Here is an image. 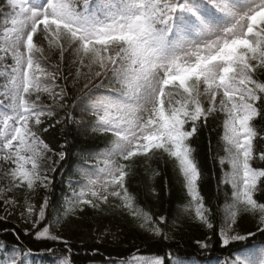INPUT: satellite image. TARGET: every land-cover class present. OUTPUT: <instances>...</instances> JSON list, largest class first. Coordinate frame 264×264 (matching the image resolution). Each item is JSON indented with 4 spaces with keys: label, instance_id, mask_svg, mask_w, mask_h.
<instances>
[{
    "label": "snow or ice",
    "instance_id": "snow-or-ice-1",
    "mask_svg": "<svg viewBox=\"0 0 264 264\" xmlns=\"http://www.w3.org/2000/svg\"><path fill=\"white\" fill-rule=\"evenodd\" d=\"M0 14L11 21V27L4 28L0 62L9 56L12 61L5 91L0 93V152L4 161L15 165L5 174L12 187L0 195L6 213L0 219L11 216L18 203L7 193L26 188V212L21 211L20 217L30 225L29 235L34 234L40 242H46L42 238L62 239L54 234L62 231L59 216L47 220V227L41 223L46 221V209L51 204L47 191L52 182L47 171L55 172L58 164L47 154L64 160L67 152L63 147L54 152L41 138L43 133L52 135L43 127L44 121L55 120L56 124L90 128L94 134H110L112 138L102 152L84 155L77 151L83 163H78L76 171L89 182L87 190L81 189L71 199L69 212H83L87 206L97 208L99 199L107 202V195L100 197L94 190L98 183L104 191L109 185L115 186L118 190L111 195L121 197L130 214L142 219L139 227L150 234L147 238L167 239L166 230L175 221L169 223V217H156L134 207L137 198L125 187L130 165L117 160L129 162L137 156L151 159L153 150H162L175 158L191 197L187 207L194 210V216L185 211V223L206 228L213 235L217 234L214 222L219 223L218 243L226 249L235 241L256 235L252 231L239 234V222L245 218L264 234V202H260L264 200V168L253 166L254 161L264 162V0H2ZM43 41L49 50H58L61 62L69 53L75 72L69 68L66 75L60 63L54 66L55 71L42 66L41 61L49 59L41 46ZM69 76L83 93L82 98L75 97L79 104L69 96ZM101 76L112 91L100 92L104 85L93 83ZM58 77L64 85L55 83ZM45 94L56 107L44 106L41 98ZM202 97L207 98L208 107ZM81 104L84 113L77 120L75 111ZM218 111L224 114L226 153L220 163L229 166L224 183L232 189L230 202L226 196L223 208L212 200L206 206L198 183L202 179L198 153L191 146L201 122L207 125L209 117L215 118ZM61 113L62 118L57 119ZM88 113L91 119L83 123ZM49 126L53 127L51 123ZM150 152L153 157H148ZM97 158L104 162L102 182L91 179L96 173L86 167L89 160ZM43 163L49 165L47 170L42 171ZM41 189L45 196L37 214L29 201ZM89 194L95 199L87 198ZM153 198L159 200V196ZM67 227L63 224V230ZM0 235L10 233L0 231ZM205 235L204 241L196 243L208 249L212 238ZM63 243L64 248L47 249L54 257L52 264H75L68 241ZM32 257L30 250L0 240V264H33ZM133 264L195 261L165 252L155 257H133ZM213 264H264V244L223 260L217 258Z\"/></svg>",
    "mask_w": 264,
    "mask_h": 264
},
{
    "label": "trees",
    "instance_id": "trees-1",
    "mask_svg": "<svg viewBox=\"0 0 264 264\" xmlns=\"http://www.w3.org/2000/svg\"><path fill=\"white\" fill-rule=\"evenodd\" d=\"M58 62L61 64V61ZM66 71L64 69L65 74ZM67 88L71 90L69 96L75 101V92ZM75 117L79 120L76 115ZM52 126L55 131L53 127H50L49 132L52 135L49 136L47 133L45 140L54 152H59L62 147L67 152L66 158L59 161L56 171L51 176L52 186L47 191L51 204L46 209V221L41 223L47 227V220L59 216L62 220V231L54 234L61 235L62 239L52 241L42 238L46 242H40L35 239L34 234L29 235L32 232L31 227L23 219L16 216L0 219V231L10 233V235H0V240L9 246L15 244L23 247L25 251L30 250L33 254V264H44V261L46 264H51L54 257L48 254L47 249L64 248L63 241L65 240L72 249L75 264H108L109 261L114 264H122L124 261L133 264V257H155L165 252H175L176 255L185 257L190 262L194 260L195 264H213L217 258L223 260L226 256L239 255L241 250H252L255 245L264 244V234L257 232L256 225L248 218L239 222L238 232L241 235H247L248 231H252L256 235L249 236L244 241H235L227 249L222 248L218 243L219 223L214 222V227L217 229L216 235L208 232L206 228L198 229L185 223V211L194 216V210L187 207L191 197L187 195L178 163L167 153L164 165L159 162L138 164L129 169V176L125 178V187L129 188V192L136 196L138 201L134 207H139L149 214L154 213L156 217L160 215L169 217V223L175 221L174 226L166 230L167 239H148L150 234L139 227L143 222L142 219L128 215L122 210L123 207L113 205L108 200L107 202L102 199L96 200L99 204L97 208L87 206L83 212L79 209L69 212V202L78 194L66 201L65 198L70 196L67 195L70 191L67 187L72 185L74 190H71L75 191V185L72 183L78 184L84 180L83 176L76 171L78 163H83L76 153L80 151L87 155L89 152L96 153L103 150L106 137L102 133H92L90 128L78 129L70 123ZM186 127L190 128V125ZM257 127L259 129L260 125L257 124ZM223 136V119L216 116L215 118L209 117L207 125L201 122L200 131L196 137H193L194 142L191 144L198 153L197 162L202 171V179L198 183L206 206L207 201L212 200L214 205L223 208L225 197L228 195L227 184L224 183L225 168H223L224 164L220 163L223 156V145H221L224 142ZM97 161L98 158L89 160L86 167L95 166L99 163ZM253 165L264 168V162L261 161H254ZM27 192L26 188H14V196L25 210ZM256 195L258 196L259 193ZM44 196L45 191L41 189L39 195L33 196L29 201L35 206L37 214ZM154 196H159V200H155ZM2 217L0 214V218ZM191 223L198 222L192 221ZM63 224L68 225L66 230H63ZM105 230H110L116 236L112 240L107 237L99 238L97 233ZM205 233L212 238L208 249L200 248L196 243L197 240L206 239Z\"/></svg>",
    "mask_w": 264,
    "mask_h": 264
},
{
    "label": "rangeland",
    "instance_id": "rangeland-1",
    "mask_svg": "<svg viewBox=\"0 0 264 264\" xmlns=\"http://www.w3.org/2000/svg\"><path fill=\"white\" fill-rule=\"evenodd\" d=\"M5 27H11V21L10 19L9 20H5L4 17H3V14H0V47H3L5 46V41H4V28ZM39 43V42H38ZM42 47H44L45 49V52L46 54L48 55L49 59L48 60H42L41 63H42V66L46 67L49 71H55V65L57 63H59L58 61H60V58H59V53H58V50H49L48 49V45H47V41H43V43L41 44ZM67 54V53H66ZM4 53L3 52H0V56H3ZM73 59V57L68 53V55H65V59L63 62H61V70L64 72V69H66V75L68 74V69L71 68L72 69V72H75V67L71 64V60ZM12 61H11V57L9 56L6 60L0 62V93H3L5 91V88H4V85L7 83V71H10V69H8V65L11 64ZM65 64H67L68 66H66ZM86 71V69H85ZM47 83H51L49 81H46ZM56 84L58 85H64L65 84V81L61 78H57V80L55 81ZM94 84L96 85H101L103 84L104 87L100 88L99 91L100 92H109V91H112V86L109 84L108 80L101 76L99 78H96L94 81H93ZM67 87L71 88L74 92H75V97L79 96V97H83V93L78 91V85L77 86H74L73 83H72V78L71 76H69V79L67 81ZM55 91H59V88H56ZM93 91H96V89H93ZM0 99H3L2 96H0ZM42 102L44 104V106L47 108V107H56L54 104H53V101L51 98H49L47 96V94L43 95L42 96ZM219 97H217V107H218V103H219ZM202 101H203V104L205 107H208L209 106V102L207 100L206 97H202ZM75 103H80V101H75ZM84 113V108H83V105L81 104L80 107L76 108V111H75V115L78 117V119L80 120L81 119V116L82 114ZM62 114L61 113V117H57V119H60L62 118ZM215 116L219 119H224V114L223 113H220L219 111L215 114ZM91 119V114L88 113L87 115H84V119H83V123H87L88 120ZM50 123L51 125H60V124H56L55 123V120H52V121H48V120H45L44 123H43V127H48L50 128ZM47 136V133H43L41 138L42 139H45V137ZM106 139H105V142L103 144V150H105L106 147L110 146V143H111V136L110 134L108 135H105ZM45 142L47 143V141L45 140ZM221 145H223L222 149H223V156L222 158L226 155L225 151H224V147H225V142H222ZM103 150H100L99 152H102ZM153 152H155V156L153 157V153L150 152L148 154V157H153L151 159L147 158V157H144V156H137V157H134L132 161H129V162H124L122 159L120 158H117L118 162L119 163H128L130 165V169L132 167H136L138 164H145V163H153V162H159L161 163V165H164L165 164V159H166V153H163L162 150H153ZM3 152H0V190H3V191H0V195H3L4 193L7 192V189L12 187V181L10 179V177L6 176L5 174L10 172L11 168H14L15 165L12 164L11 162H6L4 161L3 159ZM48 156H51V159L52 160H56L58 161V164H59V157L58 156H55V155H52L51 153H48L47 154ZM99 162L96 166H89L88 168H90L93 172L96 173V175H92L91 176V179L93 180H100L101 182L105 179L104 175L100 172V169H103L104 168V162H103V159L102 158H98V161ZM57 164V165H58ZM56 165V167H57ZM254 167H257L255 165H253ZM139 167V166H138ZM49 168V165L47 163H43L42 164V171L44 170H47ZM95 168V169H93ZM223 168H225V173L227 171H229V166L227 165V163H225L223 165ZM53 171H50L48 170L47 171V175L49 176V179L51 180V176L53 175ZM224 173V174H225ZM84 180L82 183H78V184H74L72 183L73 185H75V188L76 190L75 191H72L71 189L74 190V188L72 187V185H70L69 187H67V190H70L67 192V195H70L68 197H66V201H68V199H70L71 197H73V195L75 194H79L81 189H86V186L88 185V182H89V178L88 177H84ZM95 191L98 192V194L100 195V197H103L104 195H107L108 196V201L113 204V205H118V206H121L123 207L122 210L124 212H127L128 215L130 214L129 210L127 208L124 207V201L123 199H121V197H115V196H112L111 195V192L114 191V190H118L115 188V186H111L109 185L108 186V190L107 191H104V187L102 185V183H98L94 189ZM226 190L228 191V195L227 197L229 198V200L227 202H230V198H231V194H232V189H231V185L230 184H227V187H226ZM7 195L10 197V198H15L14 196V188H13V191L11 193H7ZM123 195V193L121 194ZM89 199H94L93 197H91V195L89 194V196L87 197ZM16 199V198H15ZM17 200V199H16ZM226 203V200H224V204ZM121 204V205H120ZM223 204V206H224ZM21 211H25L26 210L19 204V202L17 203L16 207L14 208V210H12V215L11 216H16L17 218H21L20 217V212ZM0 214L1 216L5 217L6 216V213L4 212L3 210V203H2V200H0ZM131 215V214H130ZM133 216V215H131ZM10 217V216H9ZM97 236L101 239L103 238H109L110 240H112L116 234L111 232L110 230H105L104 232L102 233H97Z\"/></svg>",
    "mask_w": 264,
    "mask_h": 264
}]
</instances>
